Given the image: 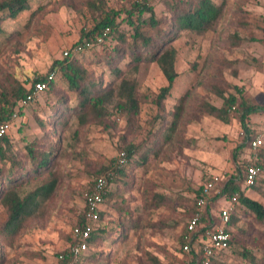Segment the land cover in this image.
<instances>
[{
    "label": "rangeland",
    "instance_id": "374dc122",
    "mask_svg": "<svg viewBox=\"0 0 264 264\" xmlns=\"http://www.w3.org/2000/svg\"><path fill=\"white\" fill-rule=\"evenodd\" d=\"M88 1L98 2L31 0L34 14L27 11L5 20L0 33V84L12 76L28 87L48 74L52 63L64 57V50L74 46L84 30H91L106 12L115 10L126 43L118 40L119 32L114 33L108 43L78 60L92 78L107 85L115 76L105 55L115 47L124 49L125 60L119 66L124 76L137 84L139 114L117 112L114 100L109 104L110 116L102 122L93 119L82 124L76 114L69 115L65 109L59 117L64 105L78 103L77 94L60 79L55 90L16 107L8 154L27 163V145L56 148L54 171L59 184L35 215L20 220L13 231L0 203V264H61L60 256L70 251L73 230L79 226L86 195L101 176L100 169L111 167L130 144L136 146L137 153L124 165V174H113L115 180L108 182L110 195L101 207L102 218L88 224L92 232L98 229V237L94 243L88 240L87 249L72 257L73 261L152 264L150 254L163 264H179L185 257L180 253V238L196 196L213 176L224 182L261 164L256 184L242 189L264 205V143L256 151L250 144L242 147L244 135L236 109H228L229 122L200 110L203 102L223 106L217 89L225 96L235 94L264 105V0H214L222 6V16L204 33L176 30L171 8L179 7L181 0H151L162 29L176 32L172 45L178 50V78L164 108L156 105L161 87L167 84L157 63L144 61L136 71L126 64L130 58L127 44L132 43L133 29L141 21L135 16L127 20V11L137 0H104L93 11L86 6ZM143 30L152 33L147 25ZM234 34L242 39L239 47L231 43ZM63 96L66 99L61 102ZM178 104L182 107L175 124ZM2 111L0 107V114ZM55 119L62 125H55ZM247 123L264 140V112L251 115ZM30 179L21 188L24 194L43 183L42 179ZM209 201L215 214L229 206L218 194L213 193ZM232 213L236 217L235 223L228 225L232 243L219 254L223 258L216 264H253L244 252L264 264V221L240 203Z\"/></svg>",
    "mask_w": 264,
    "mask_h": 264
},
{
    "label": "trees",
    "instance_id": "16d2710c",
    "mask_svg": "<svg viewBox=\"0 0 264 264\" xmlns=\"http://www.w3.org/2000/svg\"><path fill=\"white\" fill-rule=\"evenodd\" d=\"M103 2L104 0H98V2L88 1L86 2V6L93 11L96 6L98 7V5ZM179 2V7L171 8L176 30L187 29L198 33H204L222 16V6L218 5L214 0H181ZM153 7L151 0H137L134 2L132 8L127 11V20H132V17L135 16L137 20L141 21L133 29L132 43L127 44L126 49L130 52V58L126 64L129 66L131 64V68L136 71L144 61H153L157 63L167 84L161 87L156 99V105L164 108V103L171 95L175 81L178 78L176 69L178 50L172 45V39L176 32L175 34H170L167 29H162L160 19H157ZM27 11H33L32 13L34 14V10H32L31 7V0H0V33L3 31L2 26L5 20L8 18L16 19L21 13ZM146 13L149 14L148 18L143 17ZM117 16L118 12L115 10L106 12L105 17L100 18V21H98L91 30H84L82 32L76 44H80L87 39L90 40L94 35L101 33L106 28L110 29L111 35L114 33L117 34L120 27V24L116 22ZM130 24L134 26L132 21H130ZM146 25L150 27L152 33L149 32L150 34H148L143 30ZM118 40L122 43H126L127 39L125 34L119 32ZM231 43L234 47H239L242 43V39L238 34H234L231 36ZM105 56L107 63L112 69V74L115 76V80L107 85L92 78L89 70H87L77 58L72 56L55 60L50 66L48 74L37 77L28 87L19 82L16 78L6 76L4 83L0 84V107L3 110L0 114V122L12 120L13 115L16 114V107L21 102L27 100V96L32 93L33 86L36 82L47 83L48 88L45 91L47 92L57 88L56 82L58 79L66 82L68 90L74 91L78 97L77 106L64 105L59 117L65 113V109L69 111V115L76 114L82 124H87L93 119L102 122L105 117L110 116L109 104L114 100L117 112L124 114H139L140 102L137 97V84L134 80L127 79L124 76V71L119 66L125 60L126 54L124 53V49L115 47L107 51ZM51 74H54L53 78ZM241 92L242 91L238 89V93ZM215 93L222 97L223 106L218 107L211 103L203 102L200 105L202 114L216 117L223 122H229L228 109L235 107L236 111L240 114L239 121L243 129L244 144H242V147L249 144L251 145V141L257 135H255L254 131L248 125L247 119L253 114L264 112V105L253 104L243 96L239 98L235 94L225 96L224 91L218 89ZM65 99L66 97L63 96L60 98V101L64 102ZM181 107L182 104L177 105L175 124L180 119L179 109ZM56 119L54 122L55 125H62V122L60 124L56 122ZM8 136L9 133L0 138V162L3 163V165L0 166V203L8 213L7 226L10 231H13L19 226L20 220L35 215L40 204L48 200L54 194L59 184V177L54 171L56 148L50 147L49 149H41L33 144L27 145L25 154L27 163H25L18 160L14 154H8L7 151L10 150ZM55 143L56 142H52V144ZM125 151L127 153L126 164H129V160L137 153V148L133 144H130L125 147ZM258 165L261 169L263 168L261 164ZM124 167L125 166H116L115 160L111 167H102L100 169V174L101 176H106L108 182H111L115 180V178L112 177L113 174L116 176L124 174ZM246 171L247 168L243 176L239 174L235 178L231 177L222 182L224 188L219 196H223L229 201L234 195L238 194V204L240 203L253 213L256 219L264 221V205L257 200L249 198L243 192L242 187L245 186ZM30 178H35L36 180L42 179L43 183L24 194L21 188ZM95 182L92 184L89 191L92 190ZM202 187L203 186H201L199 193ZM109 195L110 193L108 192L105 199ZM210 212L209 202L205 210L203 222L198 227V231L201 233H204L210 227H214V225L219 222V218L215 216L212 217ZM103 214L104 212L100 210L99 219L102 218ZM193 214L194 210L191 211L190 218ZM79 219V226H86L90 223V220H88L86 216V206ZM235 221L236 217L232 214L229 227H231ZM187 226L188 223L180 238L181 246L186 243V235L188 233ZM97 231L98 229L93 230L91 237L88 239L90 243H94V240L98 237ZM77 242L78 240L74 238L71 245ZM181 252L182 248H180V253ZM63 255L65 257L60 260L61 264H75L72 257H67L66 254ZM148 255L152 264H163L158 257L150 254ZM243 255L251 259L253 264H259L249 252H244ZM220 257L221 256L215 258L212 264H216V262L223 258V256Z\"/></svg>",
    "mask_w": 264,
    "mask_h": 264
},
{
    "label": "built area",
    "instance_id": "2783aa9c",
    "mask_svg": "<svg viewBox=\"0 0 264 264\" xmlns=\"http://www.w3.org/2000/svg\"><path fill=\"white\" fill-rule=\"evenodd\" d=\"M111 38L110 29L106 28L101 33H97L90 40H85L80 44H76L71 48L64 50V57L72 56L80 59L84 55L92 54L95 49L101 45L108 43ZM54 77V74H51ZM48 86L45 82H36L33 91L27 96L26 101H32L34 97L40 95L47 90ZM235 109L232 107L231 110ZM17 114L13 115L12 120L0 122V138L7 135L16 120ZM264 140L262 136H256L252 141L250 148L253 151L263 146ZM127 162L126 151L120 152L116 159V166L122 167ZM261 168L258 166H249L245 172V186L251 187L256 184L260 176ZM108 179L106 176L99 177L92 190L86 195V216L90 222H96L99 219V211L104 203L105 197L109 192ZM222 179L219 176H213L203 184V187L196 198L194 205V214L190 218L187 226L186 243L182 246V258L184 260L179 264H212L214 259L221 252L229 249L232 241V235L228 231V225L232 217V210L238 204V194L229 200V206L220 210L218 218L220 222L214 227L209 228L204 233L198 231V227L202 224L206 207L209 203L210 196L214 194L220 195L223 191ZM92 227L76 226L73 230V236L78 242L70 247L67 257H78L87 249V241L91 237ZM218 255V256H217ZM64 258V256H60Z\"/></svg>",
    "mask_w": 264,
    "mask_h": 264
},
{
    "label": "crops",
    "instance_id": "0c3cea01",
    "mask_svg": "<svg viewBox=\"0 0 264 264\" xmlns=\"http://www.w3.org/2000/svg\"><path fill=\"white\" fill-rule=\"evenodd\" d=\"M202 186H203V185H202ZM198 194H199V192H198ZM198 194H197V196H198ZM197 196H196V198H197ZM209 202H210V201H209ZM222 209H223V208H222ZM220 210H221V209H220ZM220 210H219V212H220ZM219 212H218L217 214H215V212H213V210H211V212H210L211 214H210V215H211L212 217H214V216H215V217H218ZM216 215H217V216H216ZM203 225H204V224H203Z\"/></svg>",
    "mask_w": 264,
    "mask_h": 264
}]
</instances>
